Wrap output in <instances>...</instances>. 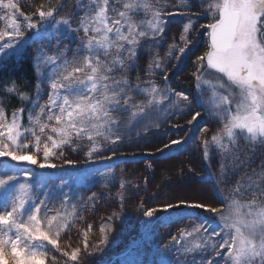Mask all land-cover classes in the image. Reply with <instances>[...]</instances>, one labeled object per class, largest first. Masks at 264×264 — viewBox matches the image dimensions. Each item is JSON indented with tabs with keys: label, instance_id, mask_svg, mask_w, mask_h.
Instances as JSON below:
<instances>
[{
	"label": "snow or ice",
	"instance_id": "1",
	"mask_svg": "<svg viewBox=\"0 0 264 264\" xmlns=\"http://www.w3.org/2000/svg\"><path fill=\"white\" fill-rule=\"evenodd\" d=\"M201 19L207 23L197 28ZM174 23L179 35L165 50ZM0 24V61L34 44L36 74L31 96L14 81L4 89L26 106L9 114L0 98V158H8L0 170V264H87L101 254L140 188L97 161L138 147L154 129H181L172 120L186 116L189 132L160 140L156 151L186 144L195 125L194 147L209 163L217 157L216 190L225 195L221 207L187 192L157 190L148 200L166 198L153 207L142 201L146 223L159 213L169 224L188 221L150 264H264V0H0ZM200 35L196 91L176 90L171 74ZM101 201L118 202L120 211L100 218L96 243L92 224L77 228L74 241L82 213Z\"/></svg>",
	"mask_w": 264,
	"mask_h": 264
},
{
	"label": "rangeland",
	"instance_id": "2",
	"mask_svg": "<svg viewBox=\"0 0 264 264\" xmlns=\"http://www.w3.org/2000/svg\"><path fill=\"white\" fill-rule=\"evenodd\" d=\"M26 2H30V0H26ZM41 2H47V0H36V3L39 4ZM54 3L55 0H52ZM24 11H29L27 7H24ZM207 23V20L201 19L196 27L199 28L200 24ZM0 27H2V24H0ZM177 24L174 23L172 25V31H169L168 38L164 42V48L167 49L168 44L172 43V37L175 34L177 37L179 33L176 31ZM206 37L203 35H200L197 37L196 46L193 48V52L186 57L180 64V70L175 71L174 74H171V80L168 82L172 87H174L176 90H186L188 92H195V81L192 78V72L194 71V68L192 67V60L195 59V56L200 55L202 51H204V41ZM35 48V45H31L29 47V52L32 55V50ZM163 54V53H162ZM71 53H69V56ZM148 57L144 56L140 64L142 66H146ZM136 73H132L133 79L135 78ZM162 77V74H160ZM47 99V96L45 95L40 103H44V101ZM8 112V110H7ZM10 114V112H9ZM190 117H184L183 119L180 118H174L172 120V124L180 125L182 126L181 129H174L171 128L168 131H165L164 129L160 130H152L148 132L144 136V140H139L138 147H134L132 145H127L120 149V151L123 152V154H130V159L132 164H136L137 168L134 170H129L127 166L122 167V165H116L115 170L118 171L120 169L123 170L124 178H130V181H132L133 184H138L140 191L136 192L134 194L130 193L127 197V203L126 206V213L124 216V220L122 223L125 224L124 228H121L117 221L114 223V229H116L115 233H111L114 237L112 239H109L110 242L105 247L104 251L93 257L92 259L88 260L87 264H93L91 261L93 260L95 263H99L101 261V258L103 259L106 255L107 250L112 247V245H116L115 248L118 246L123 248L124 245L126 246V249L123 250L119 255L115 257H119L122 259V264H129L130 261L134 259H140L144 262V264H150V261H152L155 257L156 249L158 246H163L166 244L170 239L171 236L175 235L178 231V229L182 228L185 224L188 223L187 220H185L183 223L177 222L169 224L167 222L168 218L165 214L159 213L157 218L152 219L151 223H146L149 218H146L143 216L141 212H138L137 209L140 207L142 201L148 200V197L151 196L153 193H155L157 190L161 191V186L159 185V181H157L154 177L153 181V170L149 171V169L146 167L148 163H156L158 164L162 159L161 163L159 164H167L170 162L175 161H182L183 159L187 160V163L185 164L187 168L189 167V170H196L201 171L200 174L197 173H188L187 176L184 177V180H186V185L179 187L178 185H181L182 182L174 183V182H168L166 185L168 186L167 192L161 191L162 193H170V192H187V193H197L199 194V198L205 199L208 202L212 203L213 207H221L220 201L222 200L223 196L225 195L224 192H217L216 185H215V179L214 174L217 172L218 169V161L217 157L213 155L211 162L209 163L207 160L202 158V152L200 149L194 147V141L195 137L199 136L200 133L195 125L192 126V131L189 135L188 142L186 144H181L179 146H173L171 149L165 150L162 155V157L158 158L157 156L161 152H157L156 148L162 147V145L159 143L160 140H163L165 143L168 142L169 139H178L180 137H183L186 132H189V128L187 126V120ZM28 121L26 119L25 125H27ZM201 127L203 126V122H201ZM169 127L170 126H166ZM217 125L212 124L213 130ZM163 132L164 134L161 135L160 133ZM155 135L154 137H152ZM210 135V134H209ZM153 138V139H152ZM198 143V141H195ZM147 146V147H145ZM152 148V151H149L148 149ZM86 150V149H85ZM119 151V152H120ZM151 153V154H150ZM107 154V153H105ZM125 154V155H126ZM143 155L144 157H149L142 162L138 163V159L136 161H132L134 159V156ZM82 156V153H81ZM156 157V158H153ZM72 158L79 159L80 157L75 156V154H72ZM118 158H115L114 160H117ZM166 159V160H165ZM121 161V159L119 158ZM111 162L106 161H97V164L102 165L104 163H108L109 166H111ZM259 161L257 160V163ZM5 163H8V158H0V170H2L3 165ZM16 162H11V164L14 166ZM203 164V166H202ZM142 170L146 174V178L141 177L142 172L138 171ZM55 171V170H50ZM11 174V173H9ZM181 174V173H180ZM179 174V175H180ZM121 175V171H118L117 176L119 177ZM181 176V175H180ZM22 179V178H21ZM147 183H146V180ZM59 183V181H56ZM154 183V185H153ZM118 184H116L115 187L112 188L111 194L116 193L117 189L119 187ZM153 186V187H152ZM227 187V185L225 186ZM93 192V190H91ZM87 195L90 193L87 192ZM85 194V196H87ZM165 196L156 197V199L148 200L147 204L144 205L145 208L147 207H153L156 205L157 201L160 199H165ZM183 212H180L178 214L174 215H183ZM101 220L100 218L92 221H85L84 219L78 220L76 226L71 230L72 238L75 241L77 236V228H84L86 229L88 224L93 225V235L91 237L92 243H96L99 239V226H100ZM64 240H68V236H64ZM144 240V241H143ZM113 242V243H112ZM113 250V249H111ZM137 250H139V255H137ZM59 257V253H54ZM110 263V262H109Z\"/></svg>",
	"mask_w": 264,
	"mask_h": 264
},
{
	"label": "trees",
	"instance_id": "3",
	"mask_svg": "<svg viewBox=\"0 0 264 264\" xmlns=\"http://www.w3.org/2000/svg\"><path fill=\"white\" fill-rule=\"evenodd\" d=\"M31 54L29 52V47L26 48V50H24L21 55L7 59L5 61H0V98L3 99L4 104L6 106V109L8 110V113L12 112L13 110H16L22 106H26L28 102H22L21 100H19L18 96L16 94H6L4 89L6 86H11V83L14 81L16 87L23 91L28 93L30 96L34 93L35 91V84H36V74L34 72L33 69V62L31 59ZM27 119V112H25L24 114V123ZM155 135H153L152 137H154ZM153 139V138H152ZM142 140V139H141ZM140 140V141H141ZM144 140V138H143ZM152 148H149V151ZM126 154V153H125ZM123 154L122 151L117 153V160H113L111 162V167H116V165H122V167L127 166L129 170H134L137 168L136 164H132L130 159L132 157H130V154ZM163 153H160L157 157L160 158L162 157ZM119 158L121 159V161L119 160ZM149 157H144L143 155H138V156H134V159H132V161H136L138 159V163H140V161L142 162L143 160L147 159ZM156 158V157H153ZM164 160V159H162ZM161 160V161H162ZM166 160V159H165ZM161 161L159 163H161ZM156 164L153 163L152 164V170H153V181H154V177L157 181H159V185L161 186V191H165L167 192V188L168 186L166 185L168 182H174V183H179L180 181L182 182L181 185L176 184L179 187H182L184 185H186V180H184V177L188 175V173H197L200 174L201 171H196V170H189L190 168L185 165L187 163V160L183 159L182 161H173L167 164ZM203 166V164H202ZM151 168H148L149 171L151 170ZM122 169L118 170L121 171ZM118 171H116V174L118 173ZM139 172H142L141 177L146 178V173L142 170H138ZM200 172V173H199ZM181 173V174H180ZM181 176H180V175ZM128 180H130V178H126ZM146 180V179H145ZM119 185V183H117ZM154 185V183H153ZM119 187V186H117ZM153 187V186H152ZM91 190H93V192H97L100 191L99 186L97 187H93ZM112 190V188L110 189V191ZM162 191V192H163ZM87 193V191L84 192V195ZM87 195V194H86ZM114 195V194H113ZM126 206L124 205L123 211L121 212V219L117 221L118 225L121 228L125 227V224L122 223L124 220V216H125V211ZM113 211H120L119 209V205L118 202L114 203V202H110V201H101L100 205L97 207L95 212H89V211H85L82 213L83 219L85 221H92L94 219L97 220L99 218H101L102 216H106L110 213H112ZM116 229H114V231L112 233L116 232ZM112 237H114L112 234H110L109 239H112ZM144 241V240H143ZM113 243V242H112ZM116 245H112V247H110V249H106V255L104 256V258H101V261L99 263H95L93 260L91 261V263L93 264H122L121 263V258H116L115 256L119 255L123 250L126 249V246L124 245L123 248L121 247H117L115 248ZM113 249V250H111ZM110 262V263H109Z\"/></svg>",
	"mask_w": 264,
	"mask_h": 264
},
{
	"label": "bare ground",
	"instance_id": "4",
	"mask_svg": "<svg viewBox=\"0 0 264 264\" xmlns=\"http://www.w3.org/2000/svg\"><path fill=\"white\" fill-rule=\"evenodd\" d=\"M116 258H118V257H116ZM119 258H120V256H119ZM121 263H123L122 259H121Z\"/></svg>",
	"mask_w": 264,
	"mask_h": 264
}]
</instances>
